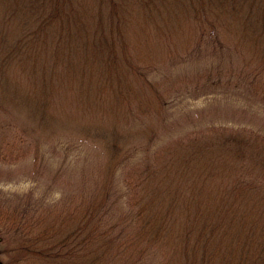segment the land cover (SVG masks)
<instances>
[{
    "label": "trees",
    "instance_id": "16d2710c",
    "mask_svg": "<svg viewBox=\"0 0 264 264\" xmlns=\"http://www.w3.org/2000/svg\"><path fill=\"white\" fill-rule=\"evenodd\" d=\"M212 37L264 76V0H0V159H36L59 136L105 156L93 197L0 212L24 236L5 264H264V135L251 129L189 131L143 154L122 172L129 228L103 220L115 167L153 132L130 119L164 108L146 73Z\"/></svg>",
    "mask_w": 264,
    "mask_h": 264
},
{
    "label": "rangeland",
    "instance_id": "374dc122",
    "mask_svg": "<svg viewBox=\"0 0 264 264\" xmlns=\"http://www.w3.org/2000/svg\"><path fill=\"white\" fill-rule=\"evenodd\" d=\"M214 41L215 37L207 38L192 53L184 51L146 73L150 80L160 83L166 101L160 116L130 119L131 128L152 127L153 132L140 136L142 141H134L110 176L103 220L115 229L129 228L132 218L122 183L127 164L189 131L226 126L264 135V76L259 71L260 77H252L250 72L253 66L259 68L260 63L249 64L244 53L239 55L233 47H221ZM209 68L236 71L220 73L219 77ZM209 72L210 79L201 78L211 75ZM0 114L5 117V110ZM104 158L97 145L59 136L43 142L36 159L32 155L17 161L0 159V212L5 215L7 209L18 212L29 207L27 218H32L41 209L54 208L56 204L63 208L69 203L70 194L82 191L86 197H93L103 174ZM16 221L12 225L0 224V264L13 259L14 247L24 238ZM26 223L28 226L31 221ZM155 261L147 264H156Z\"/></svg>",
    "mask_w": 264,
    "mask_h": 264
}]
</instances>
